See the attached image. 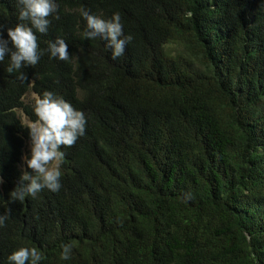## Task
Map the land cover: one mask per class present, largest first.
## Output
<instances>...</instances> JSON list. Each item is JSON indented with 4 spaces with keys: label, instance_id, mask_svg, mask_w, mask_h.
Segmentation results:
<instances>
[{
    "label": "trees",
    "instance_id": "1",
    "mask_svg": "<svg viewBox=\"0 0 264 264\" xmlns=\"http://www.w3.org/2000/svg\"><path fill=\"white\" fill-rule=\"evenodd\" d=\"M54 2L27 80L0 61V264L21 247L40 264H264V0ZM20 7L0 0V39ZM81 9L120 14L122 57L83 37ZM57 38L67 61L47 53ZM45 91L83 112L85 134L61 148L58 192L12 202L30 138L17 110L35 123Z\"/></svg>",
    "mask_w": 264,
    "mask_h": 264
},
{
    "label": "clouds",
    "instance_id": "2",
    "mask_svg": "<svg viewBox=\"0 0 264 264\" xmlns=\"http://www.w3.org/2000/svg\"><path fill=\"white\" fill-rule=\"evenodd\" d=\"M18 4L21 6L18 15L20 22L8 29V40L0 39V61L7 55L10 61L8 73L18 72L17 79L25 82L27 76L21 69L35 66L43 54L36 33L47 34L51 23L49 17L57 13L58 6L54 0H18ZM80 14L86 21L83 37L106 41L112 60L122 57L132 36L124 35L120 14L114 13L110 19L92 15L86 9H81ZM55 18L59 19L58 16ZM9 41L13 50L8 47ZM47 53L50 58L61 61L70 58L67 43L60 38L48 43ZM34 113L37 120L29 130L30 158H23L26 168L31 172L22 171L18 186L9 194L12 202H23L26 197L36 198L44 190L58 192L62 175L60 165L65 155L61 148L73 146L85 134L86 118L83 112L74 109L69 102L52 92L45 91L42 98H37ZM10 214L11 209L7 214L0 215V228L7 226ZM60 247L61 259H69L72 245L61 244ZM44 259L36 247H21L7 257L8 264H40Z\"/></svg>",
    "mask_w": 264,
    "mask_h": 264
},
{
    "label": "rangeland",
    "instance_id": "3",
    "mask_svg": "<svg viewBox=\"0 0 264 264\" xmlns=\"http://www.w3.org/2000/svg\"><path fill=\"white\" fill-rule=\"evenodd\" d=\"M36 98V96L32 93H28L26 95V97L24 98V102L25 103H29V102H32L34 99ZM17 114L22 122V124L28 129L30 130V128L32 127L33 123L34 122H31L28 120V118L24 115V113L20 110H17ZM30 156V138L28 140L25 141V147H24V150H23V154H22V157H21V163H20V169L22 171H25V165H24V161H23V158L25 157H28ZM55 162H53L54 164Z\"/></svg>",
    "mask_w": 264,
    "mask_h": 264
}]
</instances>
